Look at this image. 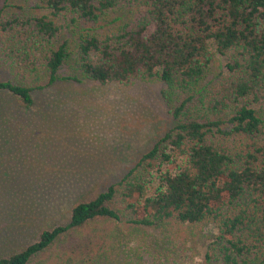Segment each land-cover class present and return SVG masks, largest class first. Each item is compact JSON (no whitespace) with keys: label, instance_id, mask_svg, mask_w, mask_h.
I'll return each instance as SVG.
<instances>
[{"label":"trees","instance_id":"1","mask_svg":"<svg viewBox=\"0 0 264 264\" xmlns=\"http://www.w3.org/2000/svg\"><path fill=\"white\" fill-rule=\"evenodd\" d=\"M27 2L0 5V57L19 76L0 79V92L30 107L34 90L59 79L159 81L174 125L119 180L76 202L67 223L0 264H112L124 230L178 240L171 264H187L186 226L199 224L216 230L209 264H264V0ZM76 32L74 56L62 37Z\"/></svg>","mask_w":264,"mask_h":264},{"label":"rangeland","instance_id":"2","mask_svg":"<svg viewBox=\"0 0 264 264\" xmlns=\"http://www.w3.org/2000/svg\"><path fill=\"white\" fill-rule=\"evenodd\" d=\"M27 1L14 0L15 5ZM76 34L62 37L70 38L74 56ZM226 61L220 55L216 67L225 69ZM69 73L67 67L61 72ZM18 77L0 57V79L18 82ZM163 87L159 81L59 79L34 90L30 107L0 92V258L35 242L42 228L67 223L76 202L119 180L173 127ZM194 226H186L183 260L192 256L187 264H209L205 255L215 227ZM114 238L112 264H171L173 242L179 243L132 230L118 231Z\"/></svg>","mask_w":264,"mask_h":264}]
</instances>
